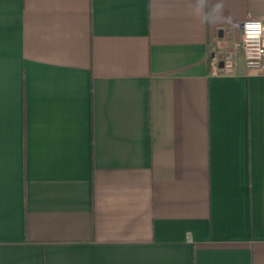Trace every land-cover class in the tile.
Listing matches in <instances>:
<instances>
[{
  "label": "crops",
  "instance_id": "obj_1",
  "mask_svg": "<svg viewBox=\"0 0 264 264\" xmlns=\"http://www.w3.org/2000/svg\"><path fill=\"white\" fill-rule=\"evenodd\" d=\"M264 0H0V264H264Z\"/></svg>",
  "mask_w": 264,
  "mask_h": 264
},
{
  "label": "built area",
  "instance_id": "obj_2",
  "mask_svg": "<svg viewBox=\"0 0 264 264\" xmlns=\"http://www.w3.org/2000/svg\"><path fill=\"white\" fill-rule=\"evenodd\" d=\"M241 50L248 68H264V19L247 18L242 24Z\"/></svg>",
  "mask_w": 264,
  "mask_h": 264
}]
</instances>
